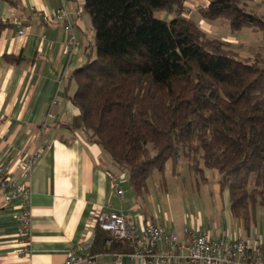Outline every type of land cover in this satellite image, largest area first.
Masks as SVG:
<instances>
[{
	"label": "trees",
	"instance_id": "1",
	"mask_svg": "<svg viewBox=\"0 0 264 264\" xmlns=\"http://www.w3.org/2000/svg\"><path fill=\"white\" fill-rule=\"evenodd\" d=\"M185 1L84 0L95 57L73 73L71 127L109 155L135 193L182 158L203 182L204 169L218 174L233 217L249 227L259 207L264 227V48L239 57L182 14ZM207 1L202 19L264 40V16L247 10L248 0ZM130 250L96 228L90 254Z\"/></svg>",
	"mask_w": 264,
	"mask_h": 264
},
{
	"label": "crops",
	"instance_id": "2",
	"mask_svg": "<svg viewBox=\"0 0 264 264\" xmlns=\"http://www.w3.org/2000/svg\"><path fill=\"white\" fill-rule=\"evenodd\" d=\"M207 4L185 2L195 7L189 18L212 37L222 27L219 19L200 17L198 9ZM247 5L264 16V0H248ZM68 22L76 45L68 43L70 34L63 29ZM94 57V30L84 0H0V163L13 183L28 190L31 213L28 252L21 254L17 237L21 199L6 202L0 190V264H66L77 256L92 257V263L76 264H137L128 256L90 254L95 218L111 212L122 213L137 226L149 221L162 225L180 240L184 228H190L208 232L213 239L256 237L264 246L262 210L256 212V223L245 227L232 216L227 193L216 186L213 211L195 217L182 214L176 220L169 202L150 193L147 182L142 193H135L127 174L109 155L71 127L79 115L71 101L76 92L73 73ZM28 160L31 170L24 178ZM109 173L124 174L121 194Z\"/></svg>",
	"mask_w": 264,
	"mask_h": 264
},
{
	"label": "built area",
	"instance_id": "3",
	"mask_svg": "<svg viewBox=\"0 0 264 264\" xmlns=\"http://www.w3.org/2000/svg\"><path fill=\"white\" fill-rule=\"evenodd\" d=\"M63 29L70 34L68 43L76 45L70 23ZM23 33L22 30L18 31V34ZM30 170L28 160L24 162L22 176L27 178ZM108 178L117 188V193L121 194L120 185L124 174L109 173ZM0 190L4 192L6 202L21 199L17 237L23 246L21 254H26L31 237L30 194L25 186L16 185L9 179L1 163ZM95 228L106 232L111 240L129 245V253L112 254L114 257L128 256L136 259L137 264H264V246L256 237L213 239L208 232L184 228L185 237L180 240L176 233L166 231L162 225L149 221L137 226L119 212L97 215ZM86 260L92 263V257L85 259L84 256H77L68 259L66 264Z\"/></svg>",
	"mask_w": 264,
	"mask_h": 264
},
{
	"label": "rangeland",
	"instance_id": "4",
	"mask_svg": "<svg viewBox=\"0 0 264 264\" xmlns=\"http://www.w3.org/2000/svg\"><path fill=\"white\" fill-rule=\"evenodd\" d=\"M185 2L183 3L182 14L193 18L191 12L195 11V7L189 5L188 7ZM251 8V5L246 6L247 10ZM199 10L200 8L198 12ZM155 17L169 20L172 15L157 12ZM217 24L222 28H218L211 36L223 42L229 41L233 51L239 57H251L259 47L264 48V40L259 33H252L247 29L231 32L223 19H219ZM203 178L204 182L202 183L201 176L196 175L195 171L188 167V162L180 158L175 164L171 160L167 161L163 172L153 171L146 182L150 193L158 194L163 202L164 200L169 202V209L173 217L178 220L181 219L182 214L189 216L191 213L195 217L200 212L206 214V212L210 213L214 210L218 174L210 169H204ZM216 202L218 201L216 200ZM258 209L259 207L256 211Z\"/></svg>",
	"mask_w": 264,
	"mask_h": 264
}]
</instances>
